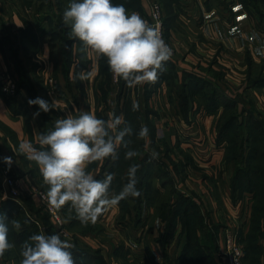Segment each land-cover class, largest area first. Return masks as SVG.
Instances as JSON below:
<instances>
[{
  "label": "crops",
  "instance_id": "crops-1",
  "mask_svg": "<svg viewBox=\"0 0 264 264\" xmlns=\"http://www.w3.org/2000/svg\"><path fill=\"white\" fill-rule=\"evenodd\" d=\"M51 1L53 8H56V0H0V182L1 169L6 166L14 174L25 175L35 183H43L38 166L24 154L17 152L19 145L30 141L39 149L38 135L52 130L55 120L69 113L77 115L78 111H89L98 115L100 90L97 91L95 87L102 78L99 71L100 60L97 61L94 54L90 56L82 51L81 42L76 40L73 47L80 50L79 56H74L68 73L65 71L62 45L50 33L51 28L60 27L63 15L61 16L59 11L54 14L52 9L50 17L49 11L44 10L43 6L32 14L34 4L40 6L46 2L49 5ZM148 1L140 0L142 6L130 9L129 12H148ZM168 3L173 11L168 34L176 46L174 61L178 62V66L215 56L217 62L223 66L228 81V97L239 103V109L244 114L260 112L259 116L264 119V0H170ZM164 5L168 7L166 3ZM165 18L169 21L167 15ZM67 33H70L69 27ZM82 55L87 58V63L80 66ZM176 66L177 64L175 69ZM2 72H6L17 83L15 94L7 93L1 88V80L4 78ZM82 72L88 76L83 81L79 79ZM49 76L56 80L55 92L51 91L48 84ZM115 87L119 88L112 83L108 92L110 97L114 94ZM166 92L167 90H163L153 95L157 98L160 95L161 98H167L169 103H165V109L168 112L172 110L170 106L173 104ZM37 97L49 103L54 99L59 100L67 105L47 112L50 124L45 126L39 106L28 104L29 99ZM191 108L187 118L184 117L182 107L177 106L181 115L178 123L189 129L196 128L197 125L192 118L193 114L197 118V113L194 107ZM255 108L257 111H253ZM158 110L157 106L156 111ZM38 111L39 116L34 117V113ZM169 117L167 126L172 128ZM202 118H205V121ZM202 118H198V122L201 119L200 124H203V127L215 129L213 114H204ZM173 123L176 125V121ZM157 126L160 127V124ZM175 142L166 141L171 146ZM180 145L186 148L181 142ZM214 154L216 158L213 163L217 164L220 151H215ZM4 157L12 158L10 166L4 162ZM99 165L100 163L96 162L89 166V171L95 176ZM204 172L211 175L205 169L202 173ZM187 177L181 180L185 182ZM195 182L197 188L188 182L189 189L184 187L182 182L177 188L185 195L193 197L203 211L205 206L216 209L222 226L233 223L235 218H238L243 225V231L248 230L253 206L252 192H246L242 198L235 201L230 185L225 196H216L210 186L200 185L199 180ZM229 182L230 177L226 183ZM1 187L3 188L2 184ZM27 195L28 200L23 196L20 203L28 212L38 215V211L42 210L38 196L33 193ZM142 214L139 219L133 213L128 219L121 220L118 206L115 205L99 217L96 223L100 227L92 230L87 229L90 223L83 225L84 229H81L76 225H81V222L73 219L70 226L74 234L67 240L92 255L91 264H143L145 260L153 257H159L160 264L177 262L186 245L187 233L177 224L176 232L170 234V225L156 215L152 208L144 209ZM222 226L217 238L218 250L223 243L220 234ZM44 234L53 233L45 230ZM163 241L167 242L163 244ZM260 243L264 248V237L260 239ZM71 251L76 260L74 251ZM21 260L20 256L18 260L8 258L6 251L0 258V264H21ZM261 264H264V252Z\"/></svg>",
  "mask_w": 264,
  "mask_h": 264
},
{
  "label": "clouds",
  "instance_id": "clouds-1",
  "mask_svg": "<svg viewBox=\"0 0 264 264\" xmlns=\"http://www.w3.org/2000/svg\"><path fill=\"white\" fill-rule=\"evenodd\" d=\"M63 25L70 28L69 37L81 42L82 51L93 55L97 61L106 59L107 66L115 81L121 79L130 88L155 84L161 73L166 72V63L173 52L164 41L158 26H153L138 12H129L123 4H113L112 0H71L62 16ZM88 76L80 73L79 79ZM28 104L38 105L45 113L56 109L57 101L51 103L37 97ZM139 103L133 101L132 110H139ZM40 112L34 113V117ZM123 125V127H121ZM133 129L123 116L109 113L107 120L98 118L94 112L78 111L55 120L54 128L37 137L38 149L30 141L19 145L18 153L34 162L47 186L46 201L51 208L61 210L68 207L71 214L82 224H95L99 217L128 197L141 195L137 188L139 164H131L127 170V183L122 190L110 193L113 173H106L97 179L89 171V166L106 160L118 159V149L123 146L125 159L140 155L129 148ZM138 138L149 148V129L142 126ZM159 153L151 151V158ZM4 162L12 164L11 157ZM72 216L69 215V219ZM7 216L0 213V258L14 247L9 242ZM12 226L19 230L21 224L13 220ZM74 247L59 234H33L22 245L21 264H76L71 249ZM159 259V257H158Z\"/></svg>",
  "mask_w": 264,
  "mask_h": 264
},
{
  "label": "rangeland",
  "instance_id": "rangeland-1",
  "mask_svg": "<svg viewBox=\"0 0 264 264\" xmlns=\"http://www.w3.org/2000/svg\"><path fill=\"white\" fill-rule=\"evenodd\" d=\"M134 1V7L140 8L141 3L139 2L140 0H133ZM162 3L163 6V13L164 17H166V12H168V8L165 7V3H167V0H159ZM139 2V3H138ZM150 3V0L148 1ZM61 5L65 9L68 7V3L66 0H61ZM150 5V4H149ZM43 6V3L36 5H33L32 9V14L39 10ZM150 7V6H149ZM43 9H47L46 6H43ZM139 13L142 17L148 15V12H143L140 11ZM166 26V34H168L170 28V23L169 21L167 24L165 23ZM51 33V32H50ZM57 39V38H56ZM172 39V37H171ZM173 44L174 40L172 39ZM176 47V46H175ZM211 57V56H210ZM172 62L168 66H165L167 68V71L165 72L166 75L165 77L169 76L171 74V78L166 79L167 83V96L169 97V100L172 101L173 106H170L172 110H167L165 109V103H169L167 101L166 97L161 98V95L158 96V98L154 95H150L148 92H145L146 86L148 84H144L143 86H136V87H128L127 85L124 86L125 81L123 83V88L121 87L122 91V96L120 97V102L119 100V90L120 88L117 89L115 87V92L114 94L110 97L109 93H107V100H103V91L101 90L100 86L104 85L106 86L107 79L105 76L101 78L100 81L96 83L95 89L98 91L100 90V98H99V104L97 107H99L98 111V118L100 117H105L106 119L109 118V113H115L118 116H123L125 122L131 126L133 129V134L131 136H126L125 140L126 141H131L129 144V148L136 150L140 153L139 156L135 157L136 161H138V164L140 165V168L142 167V163L140 160H142L144 157L147 155H150L151 157V151H156L159 153L158 158L151 161L150 164H147L148 169V174L145 175L143 178L144 184L141 186H138L137 183V188L140 191L141 195L137 198L133 197H128L124 200H121L117 206L120 212V217L119 219H128L131 217L134 213V216H137V214L141 213V210H147L151 206H159L161 202L165 200L171 199V203L174 204L176 197L178 195L179 189L177 187L180 186V183H184V187L189 189V186L187 182L197 188V183L195 180L200 181V185L203 186H210L212 188V192L218 196V193L223 196L226 195V190L229 185H231V180L229 183H226L227 179H231L233 172H234V164L232 162L226 161L224 158V148L227 146V153H229L231 149V141L228 140V137H231L233 134L232 138L234 137V134L236 131H240L241 136H249V132L251 131V127H254L256 123L254 120L250 118V115L252 112L245 113L243 114V122L242 120H237L235 123H231L228 125V128H225V136L222 137L224 139V143H219L217 144L215 142L216 138V133L217 131L220 130V128L223 126L225 123L226 119L229 117H232L234 114H238L240 110H237L235 106L228 107L226 105V100L230 98L227 95L228 92V81L225 78V72L223 70V66L217 62V59L215 56H212L211 58H203V60L196 61L195 63H188L187 65H179L178 62L176 63L174 61L175 58H172ZM171 64H177L176 69L173 70L171 67ZM175 71V73H173ZM191 75H188V74ZM2 74L8 75L6 72H2ZM105 82V83H104ZM112 83L117 85V81L114 80L113 76H111V85H110V90L112 88ZM120 80V84H121ZM17 84V83H16ZM109 87V86H108ZM192 90L195 91L193 94ZM17 92V90H16ZM109 92V90H108ZM117 94V97H116ZM184 95H188L189 97V103L191 104L192 102H196V106H199L197 108H200L202 110H199L197 112V118L194 117L195 114L192 115V118L197 122V125H195L196 128H187L185 125L182 123H178V118L181 116L180 113L177 110V106L184 105ZM133 101H137L139 103V110L141 109L142 113L139 115L138 111H133L132 110V104ZM216 101L221 102L219 106L217 104L213 106V102L215 103ZM207 102L208 105L212 107L213 110V115L215 116V129L210 128V127H203V124L201 122H198V118L204 117V109H207V107H204V103ZM117 103V104H116ZM121 105V106H120ZM149 106L152 110L151 112L145 111L146 106ZM162 105V106H161ZM176 105V106H174ZM222 105V106H221ZM157 106L159 107L158 112ZM221 106V107H220ZM142 107V108H141ZM220 107V108H219ZM59 109V108H58ZM156 109V110H155ZM175 110V112H173ZM257 109L255 108V110ZM183 112V111H182ZM170 113V114H169ZM194 113V112H193ZM253 116L257 119L256 121H261L264 124V119L263 117H260V112L258 113H253ZM170 116V117H169ZM168 117L169 121L172 124V128L168 127ZM205 118H202L203 121ZM158 121V122H157ZM168 123H167V122ZM174 121H176V125H174ZM205 123V122H204ZM211 123V122H210ZM157 124H160V127L157 126ZM147 126L149 129V140H150V145L148 149H145L144 144L145 141L138 138V133L141 129L142 126ZM123 127V125L121 126ZM259 129V127H257ZM228 130V131H227ZM164 132V133H163ZM219 135V132L217 133ZM240 136V139L242 140V137ZM257 137L256 130H253L251 132V140L253 139L255 141H258L255 139ZM245 140V139H244ZM243 140V141H244ZM144 141V144H143ZM164 141H180L181 144L183 143L184 147H186L187 150L191 151L194 161L197 163L196 165H201L199 168H194L192 166H188L186 169L184 167H179V175H177L175 172H171L170 170L173 169V163L170 159V157L167 155V146ZM240 141V140H239ZM238 141V142H239ZM141 142V143H140ZM236 143V141H234ZM242 142V141H241ZM244 143V142H243ZM137 144V147L135 148ZM143 144V145H142ZM127 149H125L123 146H121L118 149V159L116 161H112L111 159L106 160L103 164L99 165L98 171L102 169V176L99 179H103L105 177L106 173H113L114 174V180L112 181V185L110 188V193H116L118 194L121 191V188L127 183V170L131 164L134 162V158L131 160H126L125 157V152ZM215 151H220V155L218 156V160L216 161L217 164L213 163L215 162ZM124 154V157H123ZM223 155V157H222ZM264 157V154L263 156ZM135 163V162H134ZM154 163V164H153ZM194 165V164H193ZM248 168V165L246 166ZM2 168H7L8 167L4 166ZM203 169H205L206 172L210 173L211 175H208L207 173H202ZM174 170V169H173ZM172 170V171H173ZM11 171V170H10ZM147 171V170H146ZM12 172V171H11ZM13 173V172H12ZM13 175H17L14 174ZM188 176V177H187ZM185 179L182 181L181 179ZM191 177V178H190ZM137 178L138 182L139 179L142 180V175L141 178L138 176L137 172ZM195 180H194V179ZM213 178V179H212ZM145 179V180H144ZM173 179V180H172ZM37 180V179H36ZM162 181H165L164 185ZM42 184V185H41ZM37 185L46 193L47 191V186L43 185V183H37ZM166 188H165V187ZM142 187V188H141ZM141 188V189H139ZM231 189V188H230ZM159 191V194H155L154 191ZM152 191V192H151ZM150 192V199L149 197L147 198V193ZM229 193V190L227 191ZM0 195V211L3 208L4 204V199H6L3 196V192ZM169 197V198H167ZM141 199H144L141 203ZM227 203V201H226ZM142 206L141 210L139 207ZM2 207V208H1ZM5 212V215L7 216V220L5 223L8 225V220H9V211L8 207L3 208ZM142 210V211H143ZM63 212L65 218L67 219V225L68 229L73 236L74 231L73 228L70 226L71 220L75 219V213L72 212L71 214L68 211V207H64L61 209ZM2 212V213H3ZM39 214L37 215L41 220L44 219L42 218L43 216L46 218L44 219L45 223H49V220L47 218V212L45 210H39ZM16 213L18 214V217H22L20 210L17 211ZM205 218H206V224L207 227H212L211 223L208 221L209 216L211 215L212 218H214L216 221H221L216 209H213L212 207L205 206V209L203 211ZM69 215L72 216L71 219H69ZM195 215V214H194ZM193 219L195 218L199 219L198 216H192ZM18 218L16 217L15 220ZM120 223V221H119ZM203 223V222H202ZM209 224V225H208ZM227 224V223H226ZM232 224V223H230ZM228 224V225H230ZM244 224V223H243ZM251 224V223H250ZM79 228L84 229L83 225L81 223H76ZM199 229H201V226H198ZM78 228V227H76ZM250 228V226H249ZM249 228L246 232L243 231V225L241 223L240 225V230H239V235H240V241L244 247L245 250V256L248 253L247 247H248V241H246L247 238V232L249 231ZM48 233H58V230L56 228L49 227L47 228ZM11 230L9 227V233L8 237H11ZM203 237V236H202ZM213 256L215 260H217L218 264H223L221 255L219 253V250L214 251ZM245 264H248V262L244 261Z\"/></svg>",
  "mask_w": 264,
  "mask_h": 264
},
{
  "label": "trees",
  "instance_id": "trees-1",
  "mask_svg": "<svg viewBox=\"0 0 264 264\" xmlns=\"http://www.w3.org/2000/svg\"><path fill=\"white\" fill-rule=\"evenodd\" d=\"M169 1L170 0H167L166 5L168 6L167 16L170 21L169 23H171L172 22L171 19L173 17V11L170 8V4L168 3ZM66 2L68 3V6H69L71 0H66ZM112 3L113 4H123L125 8L128 10L135 9V8L138 9L139 7V6L134 7L133 0H112ZM55 5H56V8H53L54 6L53 1H51L49 5H47L46 2L43 3V6H46L47 11H49L48 13H50V17L52 14L50 10L52 11V9H53L54 14L58 13L59 11L62 16L64 12V8L61 5V0H56ZM164 20H165V23L167 24L168 19L164 17ZM67 29L68 27L63 25V23H61L58 29L51 28V36L55 39L57 38L62 45V49H63L62 51L64 52V57H65L64 59L65 71L68 73V70L71 67V64L73 62L74 56L78 55L80 50L73 47V43H75L76 40L70 39L69 33H67ZM167 35L170 36L169 34ZM81 58L82 60L79 63L80 66L87 63V58L84 57V55H82ZM170 62H172L171 59L170 61L166 63L165 66H168ZM171 66H172L171 68L175 70L174 69L175 65L171 64ZM99 71H100V75L102 77L105 76V78L107 79L106 86L104 85L100 86L101 90L103 91L102 93L103 100L106 101L107 93L111 85V76H112L107 66L106 59H100V70ZM21 72L24 73V71H21ZM173 73H175V71ZM165 75H166L165 72L161 73L158 81L155 84H152V85L148 84L146 86L145 92H148L152 96L156 92L167 90V83L165 81L166 79L168 81V79L171 78V74L167 76V78L165 77ZM188 75H191V74H188ZM121 82H122L121 84H120V81L117 83L118 87L120 88V90L118 91L119 92L118 102H120V97L122 96L121 87L123 86L124 81L121 79ZM125 85L126 84H124V86ZM30 89L32 91V88ZM192 92L193 94L195 93L194 90H192ZM188 97H189L188 95H184V102H183L184 105H182V110L184 111V117H187V118H189L188 111L192 109L191 107L195 108L196 113L199 110H202L200 108H197L199 106H196L195 104L196 102H192L190 104ZM226 101L227 102L225 106H227V108L231 106H235L237 110H240L239 103L235 99L230 98V100L227 99ZM11 103L14 104L13 102ZM216 104L217 106H219L221 102L220 103L219 101H216L215 103L213 102V106H215ZM213 106L210 107L208 103L205 102L204 107H207V109L203 110L204 114H214L213 113L214 109H212ZM151 110L152 109L147 105L145 109L146 111L145 114H147V112L148 113L151 112ZM41 112L43 116V123L45 126H47L48 124H50L48 114L43 111ZM141 113H142L141 109L138 110V114L140 115ZM243 114L244 113L241 110L240 112H238V114H234L232 115V117H229L226 119L225 123L220 128V130L217 131V133L219 132V135L216 133L215 142L217 144L224 143L223 140L226 138L222 139V137L225 136V131H226L225 128H228L229 124L235 123V121L237 120H242L241 122H243V118H244ZM252 114L250 115V118L254 120L256 125L254 127H251V131L249 132L248 137L246 136L242 137L239 130L235 132L233 138H232L233 134L231 135V137H228V140L231 141V149L229 153H227V150H228L227 146L224 148V158L226 159L228 164L229 162H232V161H233L232 163L234 164V172L230 179L231 180L230 188H231V195H232L233 200L236 201L238 200V198H242L246 192H252L253 206H252V214H251V224H250L249 231L247 232L248 234L246 238V241H248V247H247L248 253L246 254V256L244 254V261L246 258V261L248 262V264H261V258L264 252V248L262 247L260 243V239L264 237V157H262L264 154V124L261 121L257 122L256 121L257 119ZM100 118L107 120L105 117H100ZM257 127H259V129ZM253 130H256L257 137H255V139L258 141H255L254 139L253 141H250L251 132ZM240 136L242 137V140L240 139ZM234 141H236V143ZM143 144H144V141H143ZM165 144L168 147L167 155L170 157L173 163L174 170L173 169H172L173 171L170 170L172 173L175 172L177 175H179L180 173L179 167L181 166L184 167L185 169L188 166H192L194 168H199L201 166V165L200 166L196 165L197 163L194 161V157L191 151L187 150L186 148L181 147L180 141H176L172 146L166 143V141H165ZM136 147H137V144L135 148ZM123 157H124V154H123ZM151 161L153 162L150 155H147L142 160H140V162L143 165L141 168L138 169V176L139 178H141V175H142V180L139 179L138 186L140 185L142 186L144 184L143 178L145 177V175L148 174V169H146L147 168L146 166L147 164H150ZM134 162L133 164H138V161H136V159L134 160ZM247 165H248V168L246 167ZM102 174L103 173L101 169V171L99 170L97 172L95 177L99 179L102 176ZM162 183L164 185L165 181H162ZM1 184L2 182H0V195H2L1 193L3 192V188L1 187ZM177 191H178V195L176 197L174 204H172L171 199H169V200H165L161 202V204L158 207L157 206L150 207L155 210L156 215L162 217V219L167 221V223L170 225L169 227L170 234H172L173 232H176L175 230H176L177 224H180L181 228L187 233V242L182 251L180 258L177 260V262L170 263V264H218L217 260H215L212 253L218 250L217 238L219 234V229L222 225L218 221H216L214 218H212L210 215L208 217L209 218L208 221L211 223L212 227L210 228L207 227V225H205L206 218H205L203 209L201 208L200 204L193 197L185 195V193H183L181 190H177ZM154 192L155 194H159V191L157 190ZM218 196H220L219 193H218ZM24 197H26L25 200L27 201L29 195L27 196L25 195ZM148 197L150 199V192L147 193V198ZM3 201H4L3 208L7 209L8 207V211L10 212L8 224H9L12 234H11V237H8V239H9V242L14 245L13 248L7 251V257L8 258L13 257L16 260H18L19 256L22 258L21 251H22L23 243L25 241H28L31 235L41 233L38 224L35 222L34 218H32V217H37V218L39 217L33 213L28 212L26 207L17 200H14L12 198H6ZM142 201H144V199H141V203ZM3 208L1 209L0 213L4 211ZM139 208L141 210L142 206H140ZM19 210L20 212H22L21 218L18 217L19 213H16ZM42 210L44 211L43 208ZM142 210L140 214H137L136 218L139 219L143 216ZM39 213L40 212L38 211V214ZM3 214H5V212H3ZM46 214H47L49 223L47 224L45 223L44 219L46 218L44 216L42 217L44 219H42L41 221L45 224L46 226L45 230L47 231V228L49 227L53 228L54 226L50 222L49 214L48 213ZM192 216H198L200 220L197 218H195L194 220ZM16 217L18 218L17 221H19L21 224V228L19 230L15 229L11 223L13 220H15ZM198 226H201V229H199ZM98 227L100 226L97 223L95 224L90 223L87 229L92 230ZM166 242L167 241H163L162 243L164 244ZM71 250L74 251L77 264H91L90 261L92 259L90 258V256L92 255L88 254L85 249L79 246H74ZM153 258L156 259L155 257ZM96 263L100 264L99 262H96Z\"/></svg>",
  "mask_w": 264,
  "mask_h": 264
},
{
  "label": "built area",
  "instance_id": "built-area-1",
  "mask_svg": "<svg viewBox=\"0 0 264 264\" xmlns=\"http://www.w3.org/2000/svg\"><path fill=\"white\" fill-rule=\"evenodd\" d=\"M149 24L153 26H158L162 33L164 41L172 49L174 58L177 54V50L170 36L166 34V26L164 20L163 6L159 0H150V9L148 15L143 17ZM3 75V74H1ZM1 83V88L10 94H15L17 90V84L15 80L9 76H3ZM48 84L51 87V91L55 92L56 80L53 76L48 77ZM67 104L57 101V108H62ZM1 182L3 186V196L5 198H12L20 202L21 198L29 193L36 194L40 200L42 208L49 214L50 222L58 230L59 235L64 239H70L72 237L68 225L67 219L65 218L61 210H56L51 208L45 198L46 193L30 178L25 175H13L10 169H1ZM34 218L35 222L38 224L40 231L44 233L46 226L41 221L40 218ZM241 222L238 218L230 225L222 226L221 236L223 243L221 248H219V253L221 255L223 264H245L244 254L245 250L240 241V230ZM143 264H160L159 259H147Z\"/></svg>",
  "mask_w": 264,
  "mask_h": 264
}]
</instances>
